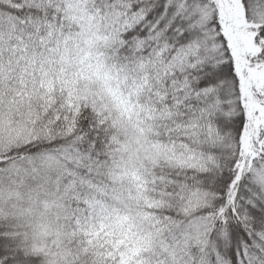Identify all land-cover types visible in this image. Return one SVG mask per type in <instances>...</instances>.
<instances>
[{
  "label": "snow or ice",
  "instance_id": "1",
  "mask_svg": "<svg viewBox=\"0 0 264 264\" xmlns=\"http://www.w3.org/2000/svg\"><path fill=\"white\" fill-rule=\"evenodd\" d=\"M0 264H264V0H0Z\"/></svg>",
  "mask_w": 264,
  "mask_h": 264
}]
</instances>
